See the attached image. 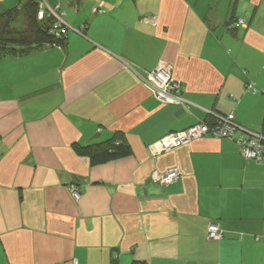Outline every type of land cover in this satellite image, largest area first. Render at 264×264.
Here are the masks:
<instances>
[{
  "label": "crops",
  "instance_id": "0c3cea01",
  "mask_svg": "<svg viewBox=\"0 0 264 264\" xmlns=\"http://www.w3.org/2000/svg\"><path fill=\"white\" fill-rule=\"evenodd\" d=\"M46 2L65 48L0 60V264H264V161L227 139L157 146L213 114L264 136V0ZM161 62L185 106L146 88ZM117 135L129 157L73 150Z\"/></svg>",
  "mask_w": 264,
  "mask_h": 264
},
{
  "label": "built area",
  "instance_id": "2783aa9c",
  "mask_svg": "<svg viewBox=\"0 0 264 264\" xmlns=\"http://www.w3.org/2000/svg\"><path fill=\"white\" fill-rule=\"evenodd\" d=\"M39 5L38 19L51 18L56 23V27L65 26L62 19L63 13H60L59 6L49 8L46 0H35ZM244 25L243 19H238L230 29H237ZM79 34L81 31L78 32ZM145 86L150 94L162 104L183 107L186 102L181 97V84L176 81L171 74L170 66L165 62H161L156 70L149 73L144 80ZM252 90V86L247 87ZM212 123L200 122L190 128L168 134L165 138L158 142V153H166L181 146H186L193 141L204 137H212L215 139H227L234 141L239 149L241 156L246 161L262 162L264 161V136L261 134H253L242 129L236 122L234 114L230 113L225 116L213 114ZM248 132L249 134H245ZM182 177L179 169L174 168L168 170L162 176H156V181L168 185ZM71 195L75 200L80 199V193L76 188L70 189ZM208 238L210 240H221L222 232L217 224H210L208 227Z\"/></svg>",
  "mask_w": 264,
  "mask_h": 264
},
{
  "label": "trees",
  "instance_id": "16d2710c",
  "mask_svg": "<svg viewBox=\"0 0 264 264\" xmlns=\"http://www.w3.org/2000/svg\"><path fill=\"white\" fill-rule=\"evenodd\" d=\"M38 11L39 5L35 0H20L15 8L0 14V60L25 58L45 48H65V27H56L51 18L39 20ZM213 121L211 117L208 123ZM73 150L78 156L87 157L92 166L132 154L120 135L97 144L75 145Z\"/></svg>",
  "mask_w": 264,
  "mask_h": 264
},
{
  "label": "water",
  "instance_id": "95a60500",
  "mask_svg": "<svg viewBox=\"0 0 264 264\" xmlns=\"http://www.w3.org/2000/svg\"><path fill=\"white\" fill-rule=\"evenodd\" d=\"M245 134H247V135H248L249 133H248V132H246Z\"/></svg>",
  "mask_w": 264,
  "mask_h": 264
},
{
  "label": "rangeland",
  "instance_id": "374dc122",
  "mask_svg": "<svg viewBox=\"0 0 264 264\" xmlns=\"http://www.w3.org/2000/svg\"><path fill=\"white\" fill-rule=\"evenodd\" d=\"M18 1V0H17Z\"/></svg>",
  "mask_w": 264,
  "mask_h": 264
}]
</instances>
